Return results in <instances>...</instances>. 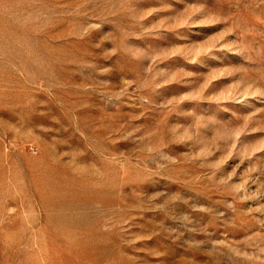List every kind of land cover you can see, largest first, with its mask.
Listing matches in <instances>:
<instances>
[{"label": "rangeland", "instance_id": "rangeland-1", "mask_svg": "<svg viewBox=\"0 0 264 264\" xmlns=\"http://www.w3.org/2000/svg\"><path fill=\"white\" fill-rule=\"evenodd\" d=\"M0 264H264V0H0Z\"/></svg>", "mask_w": 264, "mask_h": 264}]
</instances>
